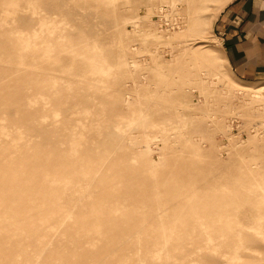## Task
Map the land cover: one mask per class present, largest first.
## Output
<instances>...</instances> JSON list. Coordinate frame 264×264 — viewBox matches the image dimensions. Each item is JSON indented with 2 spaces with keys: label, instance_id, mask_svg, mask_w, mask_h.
<instances>
[{
  "label": "rangeland",
  "instance_id": "rangeland-1",
  "mask_svg": "<svg viewBox=\"0 0 264 264\" xmlns=\"http://www.w3.org/2000/svg\"><path fill=\"white\" fill-rule=\"evenodd\" d=\"M229 1L0 9V127L22 151L0 154V178L60 179L54 219L22 243L24 218L0 203V264H264V91L223 59L213 26ZM17 42L36 53L18 59Z\"/></svg>",
  "mask_w": 264,
  "mask_h": 264
},
{
  "label": "bare ground",
  "instance_id": "bare-ground-1",
  "mask_svg": "<svg viewBox=\"0 0 264 264\" xmlns=\"http://www.w3.org/2000/svg\"><path fill=\"white\" fill-rule=\"evenodd\" d=\"M18 3L15 0H0V9L2 10V14H6L7 16L14 14L17 12ZM34 7V6H33ZM35 8V7H34ZM38 9V8H37ZM1 13V12H0ZM2 16V15H1ZM0 16V29H2L7 22L5 20H1ZM43 24V23H42ZM50 31V29L48 30ZM52 31V29H51ZM21 36L13 38L16 41H20ZM12 39V38H10ZM16 51V57L18 59H27L30 56L33 57V54L36 51H29L30 46H22V42H17L14 46ZM25 48V51H24ZM27 53V54H26ZM31 59V58H29ZM244 91L251 92H260L264 91V84L259 86H243ZM21 119V118H20ZM42 123V122H41ZM47 132L42 133V137L46 136ZM0 140L5 141L10 145L8 149L0 147V154H12L9 155L14 157L15 155L21 154V150L19 148V142L21 140V136L19 132H15L14 134H10L4 127H0ZM78 143L77 140L73 141V146L76 149L75 145ZM28 152V151H27ZM31 155L34 153L31 152ZM38 154V151L35 152ZM73 154V153H72ZM40 156L36 155L35 158L38 159ZM62 162L58 158L56 160V165L53 168L61 165ZM76 165H74V168ZM36 168V166H35ZM28 167L25 173H19V170L13 168H4L3 175L0 178V203H7L9 213L12 217L18 219L21 218L20 224L13 230V233L18 235V242L22 243L26 237L28 236V232L36 231L37 228H41L45 226L47 223L51 222L53 218V212L50 208L47 207V201L50 200L53 191V187L55 185H59V180H53V178H49L47 171H43L41 178L37 177V168ZM25 175V176H24ZM32 200H34L32 202ZM30 202L29 205L28 203ZM37 208L38 214H40V220L36 223L29 221L31 217L28 215L30 208ZM6 215H2L0 221ZM93 219L89 225H87L84 233H96L99 232L100 224ZM77 224V223H76ZM78 225V224H77ZM99 225V226H98ZM96 226V227H94ZM50 228L47 230V232ZM81 230V228H80ZM83 231V230H82ZM81 232V231H80Z\"/></svg>",
  "mask_w": 264,
  "mask_h": 264
},
{
  "label": "crops",
  "instance_id": "crops-1",
  "mask_svg": "<svg viewBox=\"0 0 264 264\" xmlns=\"http://www.w3.org/2000/svg\"><path fill=\"white\" fill-rule=\"evenodd\" d=\"M213 27L232 75L264 84V0H230Z\"/></svg>",
  "mask_w": 264,
  "mask_h": 264
}]
</instances>
